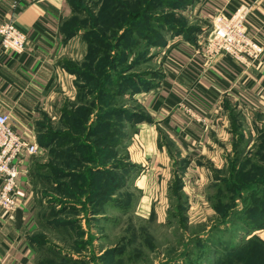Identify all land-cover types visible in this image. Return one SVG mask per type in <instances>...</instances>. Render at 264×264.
Here are the masks:
<instances>
[{
	"label": "rangeland",
	"instance_id": "1",
	"mask_svg": "<svg viewBox=\"0 0 264 264\" xmlns=\"http://www.w3.org/2000/svg\"><path fill=\"white\" fill-rule=\"evenodd\" d=\"M193 1L72 0L60 66L73 76L76 93L65 98L57 92L41 113L44 150L30 174L38 264H264V221L257 224L264 220V111L234 112L225 145L239 147L217 173L227 181L212 183L200 170L204 178L191 182L190 173L186 197L177 194L170 203L166 183L159 184L150 219L133 209L126 215L125 208L104 218L95 214L100 207L105 212L104 194L121 178L104 166L114 153L106 150L122 142L134 115L143 114L136 96L163 76L166 43L199 34L191 29ZM235 162L241 182L233 184ZM214 240L224 243L217 247Z\"/></svg>",
	"mask_w": 264,
	"mask_h": 264
},
{
	"label": "crops",
	"instance_id": "2",
	"mask_svg": "<svg viewBox=\"0 0 264 264\" xmlns=\"http://www.w3.org/2000/svg\"><path fill=\"white\" fill-rule=\"evenodd\" d=\"M193 2L188 9L195 16L198 37L210 30L219 12L232 13L251 5L250 27L264 45V0ZM73 13L72 0H0V25L11 21L28 37L22 54L0 44V114H9L12 123L39 145V155L44 150L37 132L41 113L57 92L65 98L76 93L73 76L60 66L67 41L65 23ZM166 45L163 76L136 96L144 103L143 114L130 122L131 130H126L122 142L105 149L114 153L108 155L104 166L112 176L119 174L121 178L115 189L104 194L105 212L97 208V217L104 218L114 208L123 214L125 208L126 215L133 209L135 215L153 218L159 184L166 183L170 203L177 194L185 196L190 173L191 182L204 178L200 170L210 175L212 183L227 181L217 173L239 147L225 145L233 134L230 123L234 112L264 111V59L246 68L226 56L209 57L201 42L183 36ZM37 154L21 156L16 207L0 211V264H38L31 240L38 225L37 199L30 182ZM129 198L133 200L131 207Z\"/></svg>",
	"mask_w": 264,
	"mask_h": 264
},
{
	"label": "built area",
	"instance_id": "3",
	"mask_svg": "<svg viewBox=\"0 0 264 264\" xmlns=\"http://www.w3.org/2000/svg\"><path fill=\"white\" fill-rule=\"evenodd\" d=\"M251 5H243L232 13L219 12L213 26L196 42L202 44L209 57L226 56L250 68L264 59V45L253 35L250 27ZM26 33L11 21L0 25V44L7 50L22 54L27 48ZM39 145L12 123L9 114H0V211L16 207L22 155H35Z\"/></svg>",
	"mask_w": 264,
	"mask_h": 264
},
{
	"label": "trees",
	"instance_id": "4",
	"mask_svg": "<svg viewBox=\"0 0 264 264\" xmlns=\"http://www.w3.org/2000/svg\"><path fill=\"white\" fill-rule=\"evenodd\" d=\"M195 28H196V27H191L192 31H193V30H196ZM64 32H65V31H64ZM193 32L195 33V31H193ZM194 35H195V34H194ZM194 35L191 34V35L189 36V40L195 42L196 39H197V36H194ZM134 116H135V118L132 117V118L130 119L131 121L140 118V117L137 116V115H134ZM236 163H237V162L234 163V166H233L234 169H233V171H230V172H229V179L232 180V183H233V184H236V183H238V182H241V179L237 176L238 170L236 169ZM236 181H238V182H236ZM263 221H264V220H260V221L257 222V224H258V225H262V224H263V223H262ZM199 239L201 240V238H198V240H199ZM211 242H212V245L214 244V245L217 246V247L220 246V245H223V243H224V242L217 241V240H216V241L214 240V241H211Z\"/></svg>",
	"mask_w": 264,
	"mask_h": 264
}]
</instances>
